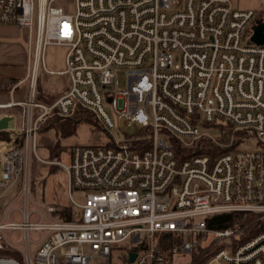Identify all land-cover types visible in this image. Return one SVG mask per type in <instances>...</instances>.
Listing matches in <instances>:
<instances>
[{
  "label": "built area",
  "instance_id": "built-area-1",
  "mask_svg": "<svg viewBox=\"0 0 264 264\" xmlns=\"http://www.w3.org/2000/svg\"><path fill=\"white\" fill-rule=\"evenodd\" d=\"M54 1L0 0V25L27 28L30 78L28 100L0 103L25 108L20 139L7 141L0 171V199L21 178L24 202L19 220H0V250L9 246L22 257L0 255V264H91L96 256L110 259L119 245V264H264V40H250L264 7L74 0L70 13ZM47 45L67 47L61 73L68 87L45 103L34 99V88ZM116 68L125 87H118ZM79 110L107 131L135 123L138 133L71 146L64 162L39 157L42 124ZM227 124L241 134L227 135ZM211 125L223 141L208 132ZM250 136L259 138L256 149L236 148ZM203 139L223 150L175 151L174 144L189 150ZM32 155L61 167L69 193L84 196L71 198L74 219L54 218L52 205L47 213L28 209ZM235 212L258 215L253 233L245 236L239 221L217 226L219 214Z\"/></svg>",
  "mask_w": 264,
  "mask_h": 264
},
{
  "label": "rangeland",
  "instance_id": "rangeland-1",
  "mask_svg": "<svg viewBox=\"0 0 264 264\" xmlns=\"http://www.w3.org/2000/svg\"><path fill=\"white\" fill-rule=\"evenodd\" d=\"M235 8L240 9H263V0H231ZM55 6L61 7L64 11L72 13L75 9L74 0H55ZM172 6V9L178 8ZM264 15V9L261 11ZM67 51L66 46L62 45H47L43 51V65L49 70H61L65 67V54ZM28 31L26 27L17 25H0V71H6L13 76V82L9 89L0 91V102L14 99L28 100L30 94V78L28 72ZM40 65L37 72V78L34 88V99L37 101L47 102V96L55 94L63 85V79L67 78L66 75L51 74ZM116 79L118 80V87H125L124 71L121 68L115 70ZM8 78V77H4ZM22 81L13 89L11 96L10 89L18 80ZM25 108L22 105H14L12 107L0 108V117L4 114L9 115L11 118L8 120L7 129L13 133H20V127ZM74 114L73 116H75ZM71 116V117H73ZM56 119V120H55ZM55 120V121H54ZM72 120L66 117H58L46 121L45 126L36 133V153L39 157L49 160H67V151L74 145H93L100 146L114 140L122 142L125 138L136 135L139 130L138 124L131 126H124L122 123L115 126L113 129L107 131L101 127L96 121L95 117L87 112L77 118L73 123V128L70 129L69 123ZM42 124V125H43ZM226 126V125H225ZM224 129V127H223ZM208 132L216 139L223 141L219 128H214L213 125L207 128ZM235 136V135H234ZM256 136H250L243 141L239 142L237 147L240 150H253L258 146ZM8 147L6 140L0 139V171L1 159L4 151ZM52 149H60L55 152ZM30 198L28 201V209L40 208L46 212V207L52 205L56 207L57 213L60 208L71 207L75 213L77 209L73 206L71 198L77 202H83L84 196L79 190L73 189L69 193L67 178L65 171L57 165H48L39 162L33 155L30 160ZM21 193V178H19L7 191V193L0 199V216L3 210L10 204L14 207L22 208L24 202L19 198ZM10 207V206H9ZM53 217L57 218L56 215ZM37 234L31 232V237L35 238ZM14 238V237H13ZM15 239V238H14ZM126 247L129 242L122 243ZM23 248V245H21ZM120 247V245H119ZM113 247L114 251L110 259L102 256H96L92 259L91 264H119L123 260L121 257V249ZM6 249H12L9 246ZM32 249V247H30ZM19 252L18 250H15ZM20 254V252H19ZM21 255V254H20ZM17 257V256H16ZM22 257V255H21ZM33 264H38L35 261ZM56 264H65L61 259H57Z\"/></svg>",
  "mask_w": 264,
  "mask_h": 264
},
{
  "label": "trees",
  "instance_id": "trees-1",
  "mask_svg": "<svg viewBox=\"0 0 264 264\" xmlns=\"http://www.w3.org/2000/svg\"><path fill=\"white\" fill-rule=\"evenodd\" d=\"M13 82V79L11 78H1L0 79V91L4 90V89H9V86L11 85V83ZM56 98V96L54 95H50L47 96V102H51ZM87 113V111L85 110H79L77 111L76 115L73 117H66L71 119L72 121L69 123V127L70 129L73 128V123L75 120H77V118H80L81 115ZM56 120V119H55ZM54 120V121H55ZM47 124V123H45ZM45 124H43L42 126H45ZM224 127V131L227 135H235L238 136L241 134L240 131H235L231 128L230 125H226V126H221ZM0 139L9 141L11 139H15V140H19L20 139V134H15L14 136L11 135L10 131L8 129L5 130H0ZM198 144L193 147V148H189V150L187 149H180L177 144H174V148L176 153H180L182 155H190L192 153H196V154H210V155H215L217 153H219L220 151H222L223 149L219 148L215 143L208 141V140H199L197 142ZM237 143V140L234 141V145L235 146ZM56 150H60V149H52L53 152H55ZM54 215H56L57 218L60 219H65V220H72L75 218V212L74 210L71 209V207H63L60 208V210L57 213H54ZM217 226H225L227 224H231L234 221H239L241 226L244 227L245 230V236L248 235L249 233H253L255 231V228L257 226L258 223H260V219L258 218V215L255 213H251V212H247V213H242V212H235V213H222L219 214L217 217ZM0 255H13V256H17V258L21 259V255L19 254V252L12 250V249H1L0 250Z\"/></svg>",
  "mask_w": 264,
  "mask_h": 264
},
{
  "label": "crops",
  "instance_id": "crops-1",
  "mask_svg": "<svg viewBox=\"0 0 264 264\" xmlns=\"http://www.w3.org/2000/svg\"><path fill=\"white\" fill-rule=\"evenodd\" d=\"M64 69V68H63ZM63 69H61V70H57V71H55V70H52V72H51V74H58V75H65V74H63V73H61V71L63 70ZM28 73V72H27ZM50 73V72H49ZM6 75H10V74H8L6 71H0V79L1 78H4V77H8V78H14L13 76H6ZM67 76V75H66ZM15 79V78H14ZM22 81V79H19L18 80V83H16V84H14L13 85V87L10 89V93H11V96H12V94H13V89H15L16 88V86L20 83ZM67 87H68V77L67 78H65V79H63V85H62V87L59 89V91L56 93V95L55 94H53L54 96H56V98L59 96V95H61L66 89H67ZM13 97V96H12ZM11 97V99L10 100H6V101H4V102H0V103H6V102H9V101H14V102H18V101H23V99H14V98H12ZM4 115H7V114H4ZM20 129H21V127H20ZM9 131H10V133H11V135L12 136H14L16 133H13V131L12 130H10V129H8ZM18 134V133H17ZM10 206V207H9ZM7 208H5V210H3V212L1 213V216H0V220L1 219H4V218H6V216L8 217V218H10L11 220H14V221H17V220H19L20 219V215H19V211H18V209H19V207H14L13 206V204H10ZM0 209H1V205H0ZM11 209V210H10ZM6 215V216H5ZM17 235V234H16Z\"/></svg>",
  "mask_w": 264,
  "mask_h": 264
},
{
  "label": "water",
  "instance_id": "water-1",
  "mask_svg": "<svg viewBox=\"0 0 264 264\" xmlns=\"http://www.w3.org/2000/svg\"><path fill=\"white\" fill-rule=\"evenodd\" d=\"M263 28H264V20L261 18H257L255 20V23L252 25L253 33L250 36V40L255 43H262L264 40L263 35ZM11 117L9 115H3L0 117V130L7 129L8 126V120ZM134 257V253H130V260H132Z\"/></svg>",
  "mask_w": 264,
  "mask_h": 264
}]
</instances>
